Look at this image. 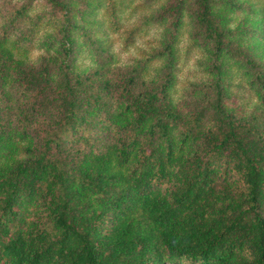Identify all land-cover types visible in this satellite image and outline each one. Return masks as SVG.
<instances>
[{"label":"trees","instance_id":"trees-1","mask_svg":"<svg viewBox=\"0 0 264 264\" xmlns=\"http://www.w3.org/2000/svg\"><path fill=\"white\" fill-rule=\"evenodd\" d=\"M194 2L202 44L231 54L211 0ZM166 10L173 24L180 4ZM55 51L32 64L0 34V264H264V116L234 114L218 81L176 103L105 75L108 56L81 74L70 43Z\"/></svg>","mask_w":264,"mask_h":264},{"label":"rangeland","instance_id":"rangeland-1","mask_svg":"<svg viewBox=\"0 0 264 264\" xmlns=\"http://www.w3.org/2000/svg\"><path fill=\"white\" fill-rule=\"evenodd\" d=\"M62 1L66 13L49 0H0V34L17 40L32 64L44 58L54 65L60 59L57 43L65 39L74 49L71 73L92 72L108 56L105 75H133L137 87L156 92L163 86L176 103L208 99L218 81L234 114L264 116L243 55L264 71V0H211L213 13L230 31L225 39L231 54L214 53L211 45L202 44L193 20L194 0ZM176 3L180 10L172 24L166 8ZM65 16L75 25L66 38Z\"/></svg>","mask_w":264,"mask_h":264},{"label":"clouds","instance_id":"clouds-1","mask_svg":"<svg viewBox=\"0 0 264 264\" xmlns=\"http://www.w3.org/2000/svg\"><path fill=\"white\" fill-rule=\"evenodd\" d=\"M35 55H39L38 53H36Z\"/></svg>","mask_w":264,"mask_h":264}]
</instances>
